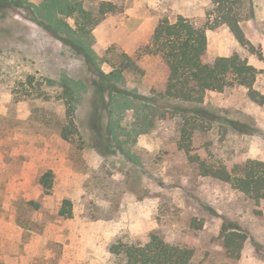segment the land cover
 Returning a JSON list of instances; mask_svg holds the SVG:
<instances>
[{"label": "rangeland", "instance_id": "374dc122", "mask_svg": "<svg viewBox=\"0 0 264 264\" xmlns=\"http://www.w3.org/2000/svg\"><path fill=\"white\" fill-rule=\"evenodd\" d=\"M21 1L0 9V264H122L111 247L153 233L194 249L195 263L264 264V202L257 215L254 202L201 176L177 150L178 104L156 96L168 75L145 51L162 19L205 25L213 0H72L91 11L103 1L124 9L75 36L90 56L42 26L35 11L43 0ZM242 11L254 13L241 23L254 51L223 25L209 30L205 61L240 54L258 69L254 88L264 95V0H243ZM59 17L76 29L75 16ZM101 73H119L114 85L125 96L99 97ZM65 82L77 93L73 115ZM179 106L192 114L194 105ZM203 106L252 132L200 122L195 152L212 162L264 161V104L247 88L209 92ZM48 171L50 194L40 184ZM65 200L72 218L60 215ZM224 225L248 236L238 261L224 248Z\"/></svg>", "mask_w": 264, "mask_h": 264}, {"label": "trees", "instance_id": "16d2710c", "mask_svg": "<svg viewBox=\"0 0 264 264\" xmlns=\"http://www.w3.org/2000/svg\"><path fill=\"white\" fill-rule=\"evenodd\" d=\"M21 0H0V9L19 6ZM243 0H213V12L209 14L205 25H197L184 16H179L175 22L169 18L162 19L156 26L152 41L145 51L147 55H159L164 61V71L168 75L165 83L160 85V91L155 94L160 100L176 102V115L181 117L178 151H184L189 162L196 166L201 176L211 178L231 185L247 199L255 203V213L262 214L260 208L264 202V161L248 160L228 164L222 161L212 162L210 157L195 152L194 136L200 131V122L226 124L231 129L241 133H251L250 125L238 121L224 119L216 112L203 106L209 92L223 93L228 88L243 86L248 89L249 98L259 105L264 104V95L254 86L259 75L258 69L251 65L246 58L235 53L229 57H218L212 63L205 61L208 53L209 30L215 31L227 25L239 43L254 51L251 42L246 38L242 21L247 18L242 11ZM39 12L35 15L42 20V26L55 34L66 45L85 52L90 56L86 45L75 36L88 37L108 15L123 13L122 6L113 2H101L95 11L88 10L82 2L72 0H43ZM75 16L76 29L59 16ZM212 16L215 19L212 21ZM91 58V57H90ZM101 81L97 84L96 93L99 97L111 92L124 97L125 94L114 85L120 81L121 75L100 74ZM113 82V84L111 83ZM64 95L69 101V110L73 115L77 93L69 84L64 83ZM181 104L194 105L192 114L186 115V109ZM154 106V110H155ZM163 118H167L164 114ZM69 130H63V137L69 140ZM52 171L46 172L40 178V184L47 194L53 189ZM72 203L65 200L60 215L72 218L70 209ZM221 237L229 258L241 259L248 236L242 230L223 226ZM111 252L121 259L122 264H204L194 262V249L169 243L158 233H153L145 242L132 244L117 243L111 247ZM234 264V263H220Z\"/></svg>", "mask_w": 264, "mask_h": 264}, {"label": "crops", "instance_id": "0c3cea01", "mask_svg": "<svg viewBox=\"0 0 264 264\" xmlns=\"http://www.w3.org/2000/svg\"><path fill=\"white\" fill-rule=\"evenodd\" d=\"M207 36L209 37V31L207 32Z\"/></svg>", "mask_w": 264, "mask_h": 264}]
</instances>
